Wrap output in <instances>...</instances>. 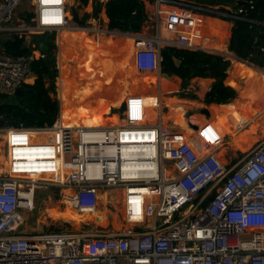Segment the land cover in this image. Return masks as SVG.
<instances>
[{"label": "built area", "instance_id": "built-area-1", "mask_svg": "<svg viewBox=\"0 0 264 264\" xmlns=\"http://www.w3.org/2000/svg\"><path fill=\"white\" fill-rule=\"evenodd\" d=\"M24 1L0 0V35L24 36L36 49V35L77 26L69 0H32V20L15 22ZM143 1L154 5L159 34L134 35L141 74L161 73L165 47L231 60L199 43L205 19L245 20L255 8L252 0ZM161 28L174 39L162 37ZM35 59L34 51L19 58L0 55V94L14 95L28 84ZM130 101L144 119L147 101L131 97L120 120L104 126H63L60 113L53 126L6 129L0 264H264V138L226 164L219 156L225 140L211 124L198 128L199 148L165 126L158 100L154 122L134 121ZM50 133L57 137L42 138ZM40 192L60 198L61 209L90 216H97L101 194L119 192L110 201L119 200L132 227L27 228Z\"/></svg>", "mask_w": 264, "mask_h": 264}, {"label": "crops", "instance_id": "crops-1", "mask_svg": "<svg viewBox=\"0 0 264 264\" xmlns=\"http://www.w3.org/2000/svg\"><path fill=\"white\" fill-rule=\"evenodd\" d=\"M107 1L89 0L88 4L82 5L73 0L77 4L74 12L78 13L84 24L80 26L76 23L77 26L61 33L53 32L56 36L55 62L61 79L59 78V84L56 79V94L52 96L59 101L60 113L68 121V125L111 124L109 116L115 112L122 114L119 107L127 99L135 97L147 101L150 107L147 112L156 111L155 119H150V122H154L160 112V109L154 106L158 100L165 126L179 139L190 138L189 141L195 142L199 148L202 138L196 133L198 128H203L206 124L214 126L225 140V146L219 156L226 164L236 162L264 138V68L239 59L231 52L233 21L207 17L201 29L200 44L231 56L228 80L239 89L236 98L231 102L209 104L206 102V96L215 81L213 78L195 77L184 83L179 76L164 72L163 69L160 74H141L136 70L134 35L152 37L159 34L158 24L151 17L154 5L145 4L148 19L143 21L139 32H121L109 28L105 9ZM95 7L101 8L98 17L94 15ZM87 15V19L91 20L85 19ZM98 21L104 22L101 29L91 26L96 25ZM154 27L156 30L153 32L151 30ZM161 34L166 39H174L173 34L163 31L162 28ZM34 52L37 59L45 56L38 47ZM71 59L84 61L90 69L85 76L87 82L85 81L84 88L79 86L78 78L74 80L75 86L69 99L68 95L67 97L64 93H59L58 87L62 85L61 90H66L65 93L70 89L68 77L63 72L68 67L66 62ZM68 70L73 73L77 69ZM109 74H112V77L109 78ZM35 79L33 74L28 84H33ZM89 91L91 93L87 94ZM131 104L130 101L132 115L135 106ZM87 110L92 112L84 117V111ZM180 122H185V126ZM56 137L55 135L54 138Z\"/></svg>", "mask_w": 264, "mask_h": 264}, {"label": "trees", "instance_id": "trees-1", "mask_svg": "<svg viewBox=\"0 0 264 264\" xmlns=\"http://www.w3.org/2000/svg\"><path fill=\"white\" fill-rule=\"evenodd\" d=\"M82 5L88 4L89 0H76ZM200 3H221L218 0H193ZM254 10L249 11L245 20H236L232 30L230 50L238 58L249 61L260 68H264V0H252ZM106 14L109 19V28L121 32H139L141 26L136 21L138 14L142 20L148 19L143 0H108ZM101 8L95 7L94 15L98 17ZM21 19L31 21L34 14L25 11L20 15ZM89 15L85 19H87ZM55 33L41 35L38 49L45 55L32 62V71L36 79L33 84H24L14 95L0 94V129L7 128H41L53 126L60 114V103L52 96L56 94V79L58 70L55 62ZM36 47V48H37ZM90 49V48H89ZM34 48L28 44L24 36L10 35L0 38V53L4 56L19 58L30 56ZM162 69L164 72L176 74L184 83L195 77H210L215 81L206 96L209 104H227L236 98L239 89L228 80L231 60L219 54L206 52H193L167 47L162 52ZM175 59L181 61L177 65ZM90 67L79 66L71 73L67 68L64 75L71 80L75 75H87ZM69 72V73H68ZM68 73V74H67ZM69 75V76H68ZM108 77H112L109 74ZM81 88L85 84L78 83ZM103 87L102 84H100ZM89 91L87 94H90ZM84 117L90 115V110L84 111ZM156 111L147 112L143 119L133 112L132 118L140 121L155 119ZM60 210L51 209L50 216L56 220ZM81 217V216H80ZM79 217V218H80ZM78 218V221H80ZM46 230L48 232L72 231L71 224L52 225Z\"/></svg>", "mask_w": 264, "mask_h": 264}, {"label": "rangeland", "instance_id": "rangeland-1", "mask_svg": "<svg viewBox=\"0 0 264 264\" xmlns=\"http://www.w3.org/2000/svg\"><path fill=\"white\" fill-rule=\"evenodd\" d=\"M31 2L32 0H25L23 2V4L21 6H19L16 11H15V22H18L19 19H21L20 15L21 13H23V11H27V8H29L31 6ZM77 4L75 2H73V0H69V4H68V10L70 12L71 15H73L74 13V9L75 6ZM90 19V18H89ZM87 19V21L89 20ZM91 20V19H90ZM104 22H97L96 25H91V26H96L99 27L100 29L103 27ZM86 28H89L88 26H85ZM156 28L154 27L151 31H155ZM150 31V33H152ZM2 36H6V35H0V38ZM164 50V49H163ZM0 55H2L0 53ZM79 58V57H78ZM68 64V69H77L79 66L86 67V64L84 63V61H81L79 59L75 60V59H71L70 61L66 62ZM68 74V73H67ZM35 76V75H34ZM69 76V75H68ZM117 77V76H116ZM59 78L61 79V76H58L57 78V82L59 84ZM79 79V82L81 81V83H85L86 78L85 76H80V75H75L74 79L71 80L70 78L67 80H69V87L70 89H68V93H65V91L61 90L62 85H60L59 88V93H64V95H68L67 97L70 99L71 95H72V90L75 86V79ZM71 81V82H70ZM87 82V81H86ZM124 116V115H123ZM109 117H113V115H110ZM185 122H180L181 125L185 126L184 124ZM110 124V123H107ZM6 129H0V170L3 168L4 164L3 162L4 159L6 160ZM190 140V138H189ZM48 196L50 197V195L48 193H43L40 192V194L38 195V198L36 200V211L29 214L28 218H27V223L26 226L27 228L33 229V230H44L46 231L50 226H51V219H49L48 217L50 216V212L51 209L54 208H58L59 210L61 208H59L61 200L60 198H51L48 199ZM117 196V193H112L109 194L108 196L105 197V194H101L100 196V201H99V210H98V214L97 216H90V215H82V214H78L74 211L73 212L75 215L78 216L79 220L77 226L71 224L72 222H66L63 219H53L54 223L52 225H63V224H71L72 225V229L73 230H79L83 227H85L88 230H94V231H109V230H113V229H122V228H128V227H132V225H130L129 223L126 222L125 220V215H124V211H123V207L122 205L119 203L118 199H115ZM111 197H115L114 200L110 201ZM106 199V201H105ZM43 202H45L46 204L44 205ZM61 211H68L67 209H61ZM100 217V218H99ZM102 217V218H101ZM101 221H100V220ZM99 220V221H98ZM87 223V224H86ZM86 224V225H85Z\"/></svg>", "mask_w": 264, "mask_h": 264}, {"label": "bare ground", "instance_id": "bare-ground-1", "mask_svg": "<svg viewBox=\"0 0 264 264\" xmlns=\"http://www.w3.org/2000/svg\"><path fill=\"white\" fill-rule=\"evenodd\" d=\"M113 114V117L111 118V122L113 123V122H117V121H119L120 120V118H121V114H119V113H112ZM61 124L64 126V125H67V126H76V125H68V121H66V119L62 116V121H61ZM78 126H84V125H78ZM92 126H98V125H92ZM102 126H104V125H102ZM57 136V133H50V135H44V136H42V138L44 139V140H47V139H49L50 137H51V139H54V136ZM7 139V138H6ZM60 140H61V137H60ZM1 144V143H0ZM4 161H5V159H4ZM3 163H5V162H3ZM105 197H106V195H105ZM105 201H106V199H105ZM100 218V217H99ZM102 218V217H101ZM58 219H63L64 221H66V222H72L71 224H73V225H78V224H76V223H78V216L77 215H75L73 212H71V211H61V209H60V213H59V215H58ZM100 220V219H99ZM98 220V221H99ZM101 221V220H100Z\"/></svg>", "mask_w": 264, "mask_h": 264}, {"label": "water", "instance_id": "water-1", "mask_svg": "<svg viewBox=\"0 0 264 264\" xmlns=\"http://www.w3.org/2000/svg\"><path fill=\"white\" fill-rule=\"evenodd\" d=\"M73 20H74L75 23L79 24L80 26L84 24V21H81L79 19L77 12L73 13ZM136 21H138L139 25L141 26L142 23H143L142 15L138 14L136 16ZM262 31H264V27H263ZM35 39H36V42L39 44L40 41H41V36L40 35H36ZM175 61H176L178 66L181 65V61L179 59H175ZM119 108L121 109L122 112L126 111V102L124 101L123 104Z\"/></svg>", "mask_w": 264, "mask_h": 264}]
</instances>
